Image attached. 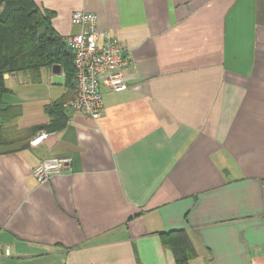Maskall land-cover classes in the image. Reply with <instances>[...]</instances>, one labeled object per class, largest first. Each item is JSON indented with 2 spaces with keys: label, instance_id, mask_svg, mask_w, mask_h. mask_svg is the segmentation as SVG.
<instances>
[{
  "label": "crops",
  "instance_id": "1",
  "mask_svg": "<svg viewBox=\"0 0 264 264\" xmlns=\"http://www.w3.org/2000/svg\"><path fill=\"white\" fill-rule=\"evenodd\" d=\"M65 37L98 16L132 62L91 119L62 67L5 74L0 264H264V0H35ZM63 103L65 124L50 112ZM46 135L36 143L40 133ZM71 157L39 183L36 164Z\"/></svg>",
  "mask_w": 264,
  "mask_h": 264
},
{
  "label": "trees",
  "instance_id": "2",
  "mask_svg": "<svg viewBox=\"0 0 264 264\" xmlns=\"http://www.w3.org/2000/svg\"><path fill=\"white\" fill-rule=\"evenodd\" d=\"M50 20L51 14L38 7L35 0H0V103L7 91L6 73L37 71L60 63L68 84L74 87L72 51L64 37L51 27ZM62 104L56 103L50 108V112L58 116L55 124L40 125L36 129L64 125ZM12 113L9 106L0 108V146L5 143L3 123ZM162 240L173 251L176 264H189L195 251L185 231L163 232Z\"/></svg>",
  "mask_w": 264,
  "mask_h": 264
},
{
  "label": "built area",
  "instance_id": "3",
  "mask_svg": "<svg viewBox=\"0 0 264 264\" xmlns=\"http://www.w3.org/2000/svg\"><path fill=\"white\" fill-rule=\"evenodd\" d=\"M71 22L80 27L79 32L64 37L72 51L75 93L64 106L88 118L99 119L104 107L101 85L113 91L127 89L129 81L125 72L132 61L123 55L124 48L110 30L97 27L96 13L78 9L73 12ZM45 135L40 133L32 142ZM70 162L71 157L44 159L34 166L33 175L39 183L47 182ZM10 252L8 246L0 244V254L10 255Z\"/></svg>",
  "mask_w": 264,
  "mask_h": 264
},
{
  "label": "water",
  "instance_id": "4",
  "mask_svg": "<svg viewBox=\"0 0 264 264\" xmlns=\"http://www.w3.org/2000/svg\"><path fill=\"white\" fill-rule=\"evenodd\" d=\"M123 54H125L124 51H123ZM53 69H54V71H58V72H60L61 69H62V67H61V65H60L59 63H55V64L53 65Z\"/></svg>",
  "mask_w": 264,
  "mask_h": 264
},
{
  "label": "rangeland",
  "instance_id": "5",
  "mask_svg": "<svg viewBox=\"0 0 264 264\" xmlns=\"http://www.w3.org/2000/svg\"><path fill=\"white\" fill-rule=\"evenodd\" d=\"M74 93H75V84H74Z\"/></svg>",
  "mask_w": 264,
  "mask_h": 264
}]
</instances>
